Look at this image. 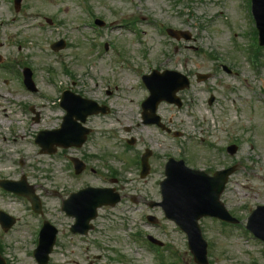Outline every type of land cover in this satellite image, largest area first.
<instances>
[{
  "label": "rangeland",
  "instance_id": "obj_1",
  "mask_svg": "<svg viewBox=\"0 0 264 264\" xmlns=\"http://www.w3.org/2000/svg\"><path fill=\"white\" fill-rule=\"evenodd\" d=\"M87 2L112 23L103 33L92 26L85 32L78 31V26L82 28L88 19L77 0H21L18 4L15 0H0L2 62L15 64L20 72L29 60L37 66L36 72L33 69L36 90L31 91L25 90L19 72L16 77L9 75L0 63V92L6 95L5 100L0 99V167L10 169L8 174L0 172V177L19 181L18 177L25 174L35 186V192L46 200V215L60 229L59 245L49 264H88L90 261L159 264L145 243L147 235L168 242L161 251L167 254L169 264H194L185 233L166 219L158 207L151 208L148 201L160 198V163L164 162L165 154L178 157L186 147L189 165L213 170L232 164L223 150L221 155L217 154V148L238 140L237 157L241 164L222 198L243 223L248 208L264 202V127L257 128L258 124L264 125V112L257 97L245 90L242 83L246 77L250 82L248 88H261L264 94V61L257 75L249 58L251 41L255 43L248 37H255L250 0ZM162 26L184 30L190 40L172 39L162 31ZM62 37L67 40L66 48L54 51L51 44ZM112 41L116 48L110 46ZM211 53L222 56L219 60L236 69L239 77L231 78L218 68L219 61L206 57ZM213 65L218 68L215 78L205 84L197 82L195 73L212 71ZM153 68L188 72L194 81L188 93L191 105L194 102L191 107L178 109L165 103L158 109L174 131L182 132L180 138L166 135L141 121L136 101L144 98L145 92L139 89L143 86L139 84V73H150ZM208 87L214 90L208 92ZM59 88L70 89L110 107L106 116L92 115L86 122V126L94 129L95 136L86 143L90 148L86 156L100 175L72 177L68 156L82 160L86 157L82 147H59L56 153L48 154L41 153L35 143L39 130L56 129L61 124L64 112L53 105ZM211 94L216 96L213 104L208 102ZM229 97L235 100L232 102ZM20 102L24 116L18 122L20 114L15 109ZM138 105H142V100ZM29 106H33V112ZM4 107L8 117L4 115ZM37 116L39 119H32ZM249 137H253L260 158L251 150ZM131 139L135 140L133 145L128 144ZM125 146L132 153L151 147L155 153L151 176L140 177L137 166L132 165L138 157L125 153ZM64 153L67 155L60 156ZM124 154L128 164L116 158ZM23 157L24 163L19 165ZM109 163L120 174L117 186L110 179L113 176ZM106 180L108 185L118 187L123 195L121 202L101 208L93 222L95 228L87 236L73 234L70 227L74 219L62 211L61 198L86 183L98 186ZM55 190L61 194L58 196ZM4 194L0 190V210L14 216L17 222L8 232L0 227L2 254L9 259V264H37L33 251L36 229L42 220L21 201ZM148 214L156 215L159 222H150L146 218ZM201 227L209 241L211 264H264V245L249 237L244 227L222 226L209 218L201 219Z\"/></svg>",
  "mask_w": 264,
  "mask_h": 264
},
{
  "label": "water",
  "instance_id": "obj_2",
  "mask_svg": "<svg viewBox=\"0 0 264 264\" xmlns=\"http://www.w3.org/2000/svg\"><path fill=\"white\" fill-rule=\"evenodd\" d=\"M254 2L255 7L257 8V14L259 13L261 15V19L257 18V20L259 28L261 30V35H263L264 0H254ZM262 42H264V40H262ZM224 181L225 178L223 179V182ZM221 190L222 188L218 193L211 192L208 186L205 185V180L203 177L186 170H182L180 172V175L178 176L170 174L169 178L163 182V193L165 200L162 205L164 206L168 216L181 224L182 228L189 234L192 244L202 243L198 219L204 215H216V213H219L220 209H222V206L219 203V195ZM98 191L101 190L91 189L88 192ZM106 198L108 200H106L105 203L113 202L109 199V197H105V199ZM95 215L96 205L93 206L92 214L90 215L92 217H87L84 221L86 227H77L78 230H83L84 232H86L89 228L88 221ZM0 221L4 229H8L14 223V219L5 215H0ZM254 224L255 221H252L250 226L253 228ZM260 227L261 228L259 229L264 233V228H262V226ZM53 243V238L51 239V241H46L43 233L42 243L40 245V248L36 252L38 259L40 260V264H46L48 260V254L52 249ZM198 257L197 259L200 260L201 263H207L204 248H202ZM0 264H5L4 260L1 257Z\"/></svg>",
  "mask_w": 264,
  "mask_h": 264
},
{
  "label": "bare ground",
  "instance_id": "obj_3",
  "mask_svg": "<svg viewBox=\"0 0 264 264\" xmlns=\"http://www.w3.org/2000/svg\"><path fill=\"white\" fill-rule=\"evenodd\" d=\"M6 96L4 95V94H0V98L1 99H4ZM4 111H5V116L6 117H8L9 116V112H7V108L6 107H4V109H3ZM1 131V130H0ZM2 134H4V132H2ZM5 137V139H6V135H4ZM24 160H25V158L23 157L22 158V161H23V163H24ZM6 163V162H5ZM2 165V164H1ZM5 165H7V163L5 164ZM0 172L1 173H5V174H8V172H10V169L9 168H6V167H0Z\"/></svg>",
  "mask_w": 264,
  "mask_h": 264
}]
</instances>
